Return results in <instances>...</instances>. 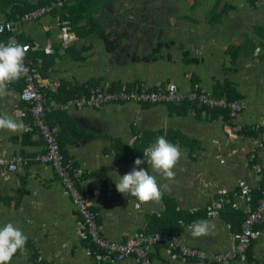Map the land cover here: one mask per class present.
I'll use <instances>...</instances> for the list:
<instances>
[{
  "label": "crops",
  "instance_id": "crops-1",
  "mask_svg": "<svg viewBox=\"0 0 264 264\" xmlns=\"http://www.w3.org/2000/svg\"><path fill=\"white\" fill-rule=\"evenodd\" d=\"M80 1L70 0L78 13L89 11L77 15L71 31L64 29L70 19L58 10L20 23L13 37L29 46L25 58L38 68L46 101L56 109L50 125L98 212L101 233L120 242L137 232L167 231L209 255L233 249L252 207L243 187L259 190L264 181V0ZM6 18L1 15L0 23ZM218 81L232 82L244 103L235 124L187 103L59 109L82 86L91 91L114 83L156 88L173 82L183 94L195 86L214 94ZM22 89V82L9 85L10 94L0 100V114L25 124L23 132L0 130L2 157L44 152ZM160 136L182 152L176 175L166 181L142 164L168 189L160 202L137 206L134 197L117 192L115 182L137 158L147 161L144 150ZM220 200L224 204L216 209ZM79 220L51 166L32 160L15 172L0 170V227L11 222L28 238L10 264H98L90 243L78 235ZM200 220L214 229L193 238L191 225ZM255 230L246 256L228 264H264V219ZM150 256L155 264H199L166 244L151 247ZM117 264L138 262L129 257Z\"/></svg>",
  "mask_w": 264,
  "mask_h": 264
},
{
  "label": "built area",
  "instance_id": "built-area-1",
  "mask_svg": "<svg viewBox=\"0 0 264 264\" xmlns=\"http://www.w3.org/2000/svg\"><path fill=\"white\" fill-rule=\"evenodd\" d=\"M51 9L52 6L38 8L26 13L20 20L34 21ZM16 24V21L0 24V29H2L0 35L5 32H11ZM24 64L28 71L21 77L24 86L20 92V98L30 105V113L33 118L32 128L42 137L45 152L35 157V159L24 158L20 155L11 158L0 156V170L14 172L20 165L27 164L31 160L51 165L80 217L78 235L82 240L93 245V255L98 264H117L129 257L136 259L138 264H155L150 256V248L158 244L174 247L184 258L196 259L199 264H228L232 260L246 256L253 240L257 236L255 227L264 219V193L256 207L248 209L241 224L238 241L231 250L209 255L205 250L181 244L178 235L168 232H137L120 242L107 239L101 233L98 224V212L92 208L89 197L84 195L76 185L72 161L66 159L55 130L51 128L46 120V115L53 108L45 103L41 88L42 84L39 82L40 76L26 59ZM110 102H131L139 105H180L184 102H189L198 107L208 106L226 110L232 124L237 123V118L244 109V103L240 100L216 97L213 93L202 90L197 86L187 94H183L179 91L177 84L173 82L156 88H150L146 83L141 82L130 88L124 86L119 90L92 93L87 98L82 97L70 101L69 105L77 107L99 106ZM63 108H66V106H63ZM243 193L249 197L251 188L244 186ZM223 204L224 200L218 201L215 204L216 209H221ZM98 256L104 257V259L98 260Z\"/></svg>",
  "mask_w": 264,
  "mask_h": 264
},
{
  "label": "clouds",
  "instance_id": "clouds-1",
  "mask_svg": "<svg viewBox=\"0 0 264 264\" xmlns=\"http://www.w3.org/2000/svg\"><path fill=\"white\" fill-rule=\"evenodd\" d=\"M28 51V45H21L15 39H9L7 44L0 43V100L10 94L9 85L19 81L28 71L24 64ZM24 129L23 121L14 119L7 112L0 114V130L18 133ZM143 155L147 157V161L137 158L131 171L122 177L118 176L119 179L115 182L117 192L134 197L139 202L137 206L160 202L164 191L168 189L166 183H158L156 175L150 174L146 168L140 166L146 162L153 173L159 174L166 181H171L176 175L174 169L181 159L182 152L178 145L160 136L153 145L144 150ZM212 229L214 225L208 220H200L191 225V236L193 238L207 236L211 234ZM27 239V236L11 222L0 227V264H10L13 256L25 248ZM97 259L102 260L104 257L98 256Z\"/></svg>",
  "mask_w": 264,
  "mask_h": 264
},
{
  "label": "trees",
  "instance_id": "trees-1",
  "mask_svg": "<svg viewBox=\"0 0 264 264\" xmlns=\"http://www.w3.org/2000/svg\"><path fill=\"white\" fill-rule=\"evenodd\" d=\"M1 1L4 3V5L2 6V8H0V16L5 14V15H7V18H6L7 20L19 21L20 18L22 16H24L26 13H28L32 10H35L37 8L43 7V6L51 5L55 2H57L58 0H41L39 3L33 4V5H31V3H27L23 0H0V2ZM83 1L84 0H82V2ZM91 1L92 0L88 1L90 6H91ZM255 1L256 0H250V2H252L253 5L255 4ZM61 2H62V6L61 5L60 6L59 5L54 6L48 15L52 14L53 12H57L58 10H60L62 18H65L67 20L70 19V21H67L65 23V26H64V29L69 32L72 30L73 26H75V25H70V24L72 22H74V24L78 22L79 18L77 17V15H80L81 13H82V15L85 13H88L89 10H86L83 8L84 11H82L81 13H78L76 11V6L73 5V3L70 2V0H61ZM82 2L80 1L79 4L84 5V3H82ZM9 6H11V9L9 12H7L6 10ZM73 6H75L74 7L75 10H73ZM70 11H73V13ZM67 13H69V14H67ZM70 15L71 16L74 15L75 17L74 16L70 17ZM9 36H10V34L5 35L3 37H0V40L7 41ZM151 59H153V58H151ZM146 60H150V58H146ZM37 70H38V68H37ZM122 87H123V85L118 84V83H116V84L114 83L113 85L109 86V90H117V89H121ZM75 89L76 90L72 91L73 95H71V96H76V97L90 96L92 93H101V92H105L108 90L106 87H103V86H97L96 88L92 89L91 91H89L88 89H84V86H82L81 88H75ZM44 95H45V93H44ZM78 95H81V96H78ZM214 95L216 97H227L229 100H239V98L241 97L238 94L235 85L230 81H223V82L218 81L215 84ZM71 98H75V97H69V99H71ZM69 99H68V97H66L65 102H66V100H69ZM186 103L189 105H192L194 107H198L195 104H192L189 102H184V104H186ZM200 108H201L200 110H202V111L205 110L207 113H210L213 116H223L225 119H227L230 122L229 115H228V112L226 110H223L220 108H210L208 106H203ZM48 120H49V117H48ZM34 131H36V130H34ZM67 159L70 160L68 157H67ZM77 182L79 183L78 180H77ZM82 191H83V189H82ZM263 193H264V181L262 183L261 189L252 190L250 193V197H251V201H252V208L256 207L258 201L263 196ZM232 210L234 211V209H232ZM244 218H245V216L243 217L242 221L244 220ZM162 232H165V231H162ZM168 233H171V232H168ZM172 234H175V233H172ZM91 246L94 249L93 245H91Z\"/></svg>",
  "mask_w": 264,
  "mask_h": 264
},
{
  "label": "bare ground",
  "instance_id": "bare-ground-1",
  "mask_svg": "<svg viewBox=\"0 0 264 264\" xmlns=\"http://www.w3.org/2000/svg\"><path fill=\"white\" fill-rule=\"evenodd\" d=\"M56 5H61L62 6V2H61V0H58L57 2H55V3H53V4H51V5H47V6H52V8L54 7V6H56ZM43 7H45V6H43ZM41 8V7H40ZM38 9V8H37ZM36 10V9H35ZM52 10V9H51ZM51 10L49 11V12H47L45 15H43V16H41V17H39L38 19H36V20H34V21H22V20H19V21H16L17 22V24L14 26V28H13V30L11 31V32H5V33H3V34H1L0 35V37H3V36H5V35H8V34H10V36H9V38H8V40L7 41H0V42H4V43H7L8 41H9V39H15L14 37H13V32H14V29L15 28H17L19 25H21L20 23H29V22H36V21H38L39 19H42V18H44L46 15H48L50 12H51ZM33 11V10H32ZM31 12V11H30ZM23 17V16H22ZM21 17V18H22ZM20 18V19H21ZM9 20H6V21H4V22H2V23H6V22H8ZM12 21H14V20H12ZM2 23H0V24H2ZM16 40V39H15ZM18 43V42H17ZM26 59V58H25ZM27 61H28V63L37 71V73L39 74V76H40V80H39V82L42 80L41 79V75H40V72L36 69V66H34L28 59H26ZM16 82H22V80L20 79L19 81H16ZM16 82H14V83H16ZM13 83V84H14ZM23 83V82H22ZM138 83H141V82H135V83H133V84H131V85H125L126 87H128V88H130V87H132L133 85H136V84H138ZM144 83V82H143ZM13 84H10V85H13ZM24 86V85H23ZM124 87V86H123ZM107 89L109 90V87H107ZM107 90V91H108ZM117 90H119V89H117ZM112 91H114V90H112ZM106 92V91H105ZM44 94V93H43ZM44 97H45V95H44ZM82 97H89V96H81V97H75V98H71V99H69V100H67L64 104L62 103V105H60V107H59V109H61V110H65V109H68V107L69 106H72V107H76V108H96V107H102V106H105V105H109V104H126V103H131V102H110V103H105V104H102V105H99V106H84V107H77V106H73V105H69V102L70 101H73V100H75V99H78V98H82ZM21 99V98H20ZM22 100V99H21ZM23 101V100H22ZM24 103H27V102H25V101H23ZM45 103H46V105L47 106H50V107H52L53 109H52V111L50 112V113H48L47 115H46V120L49 122V120H48V117H49V115L51 114V113H53L56 109H55V107L54 106H52V105H50V104H48L47 103V101H46V97H45ZM28 104V103H27ZM29 105V104H28ZM63 106H66V108H63ZM29 109H30V105H29ZM49 124H50V122H49ZM51 126V125H50ZM52 128V127H51ZM53 129V128H52ZM55 132H56V130H55ZM56 134H57V132H56ZM57 136H58V134H57ZM58 140H59V137H58ZM59 143H60V141H59ZM60 146H61V144H60ZM61 149H62V151H63V153H64V155H65V157H66V159H67V156H66V153L64 152V150H63V148H62V146H61ZM44 152H45V145H44ZM43 152V153H44ZM42 153V154H43ZM41 155V154H40ZM15 156H17V155H15ZM20 156H22V155H20ZM37 156H39V155H37ZM36 156V157H37ZM2 157V156H1ZM22 157H24V156H22ZM8 158V157H7ZM24 158H27V157H24ZM33 159H35V158H33ZM32 161V160H31ZM34 161H36V160H34ZM37 162H39V161H37ZM41 163V162H40ZM73 163V162H72ZM44 164V163H43ZM47 165H49V164H47ZM21 166V165H20ZM49 166H51V165H49ZM18 169H19V167H18ZM17 169V170H18ZM53 169V168H52ZM16 170V171H17ZM54 170V169H53ZM73 170H74V174H75V182H76V185L78 186V188L81 190V192L84 194V195H86L83 191H82V186L80 185V183H78L77 182V180H78V178H77V172L75 171V169H74V163H73ZM1 171H6V170H1ZM8 172H11V171H8ZM15 172V171H14ZM55 172V171H54ZM55 174H56V172H55ZM57 176V175H56ZM57 178H58V176H57ZM58 180H59V178H58ZM60 181V180H59ZM63 185V184H62ZM64 187V186H63ZM65 189V188H64ZM66 191V190H65ZM68 194V193H67ZM69 196V195H68ZM71 200V199H70ZM72 202V201H71ZM90 202H91V200H90ZM73 204V203H72ZM91 204H92V202H91ZM75 207V206H74ZM92 208L94 209V207H93V204H92ZM75 210H76V208H75ZM95 210V209H94ZM96 211V210H95ZM77 212V211H76ZM97 212V211H96ZM78 214V213H77ZM78 217H79V215H78ZM79 219H80V217H79Z\"/></svg>",
  "mask_w": 264,
  "mask_h": 264
},
{
  "label": "rangeland",
  "instance_id": "rangeland-1",
  "mask_svg": "<svg viewBox=\"0 0 264 264\" xmlns=\"http://www.w3.org/2000/svg\"><path fill=\"white\" fill-rule=\"evenodd\" d=\"M167 64H169V63H167ZM167 64H163V65L165 66V65H167ZM158 65H160V64H158ZM164 66H163V67H164ZM138 67H139V66H138ZM163 67L159 69L158 73H161V72H162ZM137 70H138V69H137ZM148 71H149L148 68H146V67H143V68H142V72H148Z\"/></svg>",
  "mask_w": 264,
  "mask_h": 264
}]
</instances>
